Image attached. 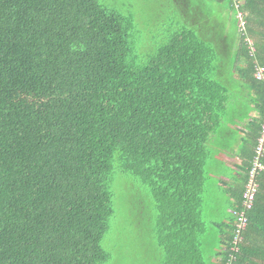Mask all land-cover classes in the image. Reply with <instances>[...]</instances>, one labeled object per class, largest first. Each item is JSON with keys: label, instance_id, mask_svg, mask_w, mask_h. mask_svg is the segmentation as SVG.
Listing matches in <instances>:
<instances>
[{"label": "trees", "instance_id": "16d2710c", "mask_svg": "<svg viewBox=\"0 0 264 264\" xmlns=\"http://www.w3.org/2000/svg\"><path fill=\"white\" fill-rule=\"evenodd\" d=\"M169 1L139 52L123 4L0 0V264H125L151 242V264H229L264 131V0ZM223 153L240 179L207 219ZM256 181L233 264H264Z\"/></svg>", "mask_w": 264, "mask_h": 264}, {"label": "rangeland", "instance_id": "374dc122", "mask_svg": "<svg viewBox=\"0 0 264 264\" xmlns=\"http://www.w3.org/2000/svg\"><path fill=\"white\" fill-rule=\"evenodd\" d=\"M108 1L113 4H123L120 6L128 14H133L135 18L136 25L139 26L141 30V43L138 42L137 50L143 49L145 52V47L151 43L156 44L157 40L161 39L164 35L166 36V30L171 28L169 26L171 16V5L169 0H101ZM140 18V21L137 20ZM171 33V32H170ZM138 37V36H137ZM138 40V38H137ZM141 44V45H140ZM218 163V162H217ZM220 163V162H219ZM122 199L126 198L127 188L122 187ZM216 195V194H215ZM216 197L221 200V198L216 195ZM145 198V197H144ZM212 193H209L206 198L205 212L207 219L214 218L217 215L225 214L220 212V214L215 211V200L217 199ZM222 202V201H221ZM124 204H122L123 206ZM224 205V204H223ZM125 206V205H124ZM127 207V205H126ZM124 213L128 211L124 208ZM221 216V215H220ZM119 227L123 228L125 245H127L128 252L132 249V244L134 242L130 235L129 230V220L123 217ZM136 231L134 229V235ZM141 243V242H140ZM139 250L133 255H127L125 264H151L150 260L152 257V242L150 244L144 243L143 245H138Z\"/></svg>", "mask_w": 264, "mask_h": 264}, {"label": "built area", "instance_id": "2783aa9c", "mask_svg": "<svg viewBox=\"0 0 264 264\" xmlns=\"http://www.w3.org/2000/svg\"><path fill=\"white\" fill-rule=\"evenodd\" d=\"M244 23H242V26ZM255 77L258 80H264V68L263 67H258L257 72ZM264 129V128H263ZM264 153V131H263V136L259 140V145L256 149V156L254 158V161L252 163V167L249 172V179L246 184V190L243 193V204L242 208L243 210L241 212L235 211L234 214L237 217V225L238 229L236 230L235 238L233 241V245L231 247V259L229 264H233V262L236 259V255L240 251L239 243L242 239V233L247 227L248 219L247 216L245 215L246 212H249L255 203V199L258 193V184H257V176L259 172L264 171V165L261 162V157Z\"/></svg>", "mask_w": 264, "mask_h": 264}, {"label": "crops", "instance_id": "0c3cea01", "mask_svg": "<svg viewBox=\"0 0 264 264\" xmlns=\"http://www.w3.org/2000/svg\"><path fill=\"white\" fill-rule=\"evenodd\" d=\"M239 164L240 161L236 159L233 154L223 153L216 157V160L211 165H209L207 169L208 178L207 181H205L206 185L204 186L203 190L205 201L209 193H212L215 198H217L216 195H218L221 200L223 199V197H225L219 190V186L227 188L230 185H234L238 181V179H240L241 171L239 170ZM205 189L207 192L205 191ZM221 200L217 198L215 200V205L217 203H221Z\"/></svg>", "mask_w": 264, "mask_h": 264}]
</instances>
